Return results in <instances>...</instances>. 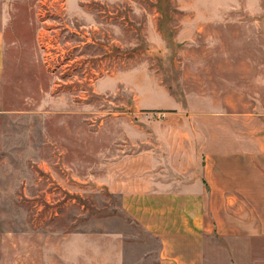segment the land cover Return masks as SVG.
Here are the masks:
<instances>
[{
  "label": "rangeland",
  "instance_id": "rangeland-1",
  "mask_svg": "<svg viewBox=\"0 0 264 264\" xmlns=\"http://www.w3.org/2000/svg\"><path fill=\"white\" fill-rule=\"evenodd\" d=\"M0 29V264H89L115 232L147 264L123 160L197 96L264 117V0H0Z\"/></svg>",
  "mask_w": 264,
  "mask_h": 264
},
{
  "label": "crops",
  "instance_id": "crops-1",
  "mask_svg": "<svg viewBox=\"0 0 264 264\" xmlns=\"http://www.w3.org/2000/svg\"><path fill=\"white\" fill-rule=\"evenodd\" d=\"M5 45L0 29V81ZM171 118L156 147L125 158V178L108 184L129 225L156 246L142 262L264 264V117L236 112L216 93L175 107ZM106 236V253L79 256L126 264L129 236Z\"/></svg>",
  "mask_w": 264,
  "mask_h": 264
}]
</instances>
